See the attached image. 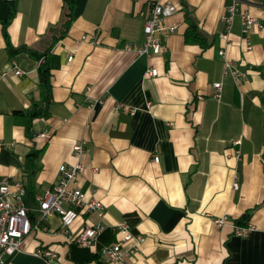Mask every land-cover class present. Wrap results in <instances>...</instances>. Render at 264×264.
<instances>
[{"label":"crops","instance_id":"obj_1","mask_svg":"<svg viewBox=\"0 0 264 264\" xmlns=\"http://www.w3.org/2000/svg\"><path fill=\"white\" fill-rule=\"evenodd\" d=\"M163 1L176 5L167 25L178 30L162 53L147 56L126 46L143 45L150 0H75L73 22L55 44L65 0H0V180L25 183L38 221L37 196L56 185L60 165L77 162L73 146L83 142L80 185L103 203L104 216L77 221L69 232L107 225L96 246L80 250L52 216L49 231L32 233L27 249L4 264H97L91 257L118 240L113 226L124 221L146 238L126 264H264V0H239L228 40L222 17L234 0ZM243 11L263 25L251 30L250 50ZM191 24L207 46L185 41ZM223 48L246 74L238 86L224 75ZM15 63L23 75L14 74ZM247 211L253 228L240 237L236 221ZM222 216L227 223L216 227ZM38 249L57 257H39Z\"/></svg>","mask_w":264,"mask_h":264},{"label":"built area","instance_id":"obj_2","mask_svg":"<svg viewBox=\"0 0 264 264\" xmlns=\"http://www.w3.org/2000/svg\"><path fill=\"white\" fill-rule=\"evenodd\" d=\"M238 2L239 0H234L227 14L222 17L226 27V32L222 34L225 40H228L235 17L238 15ZM150 3V13L143 28L145 34L143 45L126 46V50L134 51L138 55L157 56L166 49L165 39L178 30L176 25H167L168 18L177 11V7L171 2H164L163 0H150ZM240 18L246 49L250 50L252 47L249 39L251 30L254 27L262 28L263 25L250 12H241ZM82 40L92 44L95 42L93 36H83ZM219 54L224 58V75L234 80L237 86L244 82L246 74L232 64L226 49L220 50ZM72 59L73 56L67 57L68 62H72ZM13 71L16 76L23 75V71L16 63L13 66ZM148 74L156 77L158 70L150 68ZM213 87L215 88L214 96L220 99L222 97V83H214ZM200 99H202L201 96ZM234 145H240V141L234 142ZM73 153H75L77 162L60 165L56 185L47 189L43 195L37 196L40 214L38 221L33 220L31 216L32 210L27 204L28 189L25 183L12 177H3L0 180V263L4 264L8 256L26 250L27 240L32 233L49 231L45 221L52 216L59 217L61 220L60 231L67 236L70 243H74L80 248L94 247L99 237L107 229L104 222H98V224L85 225L75 234L69 232V229L77 221L84 220L91 215H98L100 218L104 216L103 203L94 195H89V192L80 185L79 179L83 172L81 160L85 154L83 142L73 146ZM153 160L158 162L159 157L154 156ZM234 186L238 187L236 183ZM227 221L228 217L222 216L217 217L214 223L216 227H222ZM252 228L253 226L250 224L244 227L237 226L235 234L240 237L248 236ZM113 229L117 232L118 240L111 245L104 246L101 253L110 263L126 264L127 258L139 253L146 238L141 234L135 235L127 221L114 225ZM34 252L37 256L48 260L57 257L51 249H38Z\"/></svg>","mask_w":264,"mask_h":264},{"label":"trees","instance_id":"obj_3","mask_svg":"<svg viewBox=\"0 0 264 264\" xmlns=\"http://www.w3.org/2000/svg\"><path fill=\"white\" fill-rule=\"evenodd\" d=\"M65 7H67L65 13H64V22L62 24L63 26V31L62 33H60V36H55L54 40H53V44H55L56 42H58L59 40H61L64 36H66L68 29L70 28L72 22H73V14H74V10H75V0H65L64 2ZM9 26V23L7 22L4 26V37H6V40L8 42V45L10 46V37L8 36L7 33V28ZM185 41L188 43H200L201 45H203L204 47L207 46L206 45V37L201 33V31L199 30V28H197V26L194 25H189L187 31L185 32ZM262 74L264 77V66L262 67ZM51 67L49 65V62H45L44 64H42V66L40 67V75L42 76V80H41V84L40 87L43 90V93L45 94V97L47 98L48 95L50 94L52 88H51ZM263 103H264V98H263ZM32 115L34 116H39L38 113H34V111H32ZM252 216V212L247 211V213L244 214V216H242L239 220L236 221V225L237 226H247L250 222ZM76 245V244H75ZM96 246V245H95ZM76 247L80 250H85L80 248L79 246L76 245ZM102 256L101 250H99V252L95 255H93L91 257V259H94L97 261V264H106L102 258H100Z\"/></svg>","mask_w":264,"mask_h":264}]
</instances>
